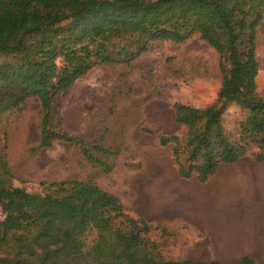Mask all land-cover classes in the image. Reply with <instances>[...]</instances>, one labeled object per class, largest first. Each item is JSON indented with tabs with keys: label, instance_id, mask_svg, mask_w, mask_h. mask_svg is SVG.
Here are the masks:
<instances>
[{
	"label": "trees",
	"instance_id": "1",
	"mask_svg": "<svg viewBox=\"0 0 264 264\" xmlns=\"http://www.w3.org/2000/svg\"><path fill=\"white\" fill-rule=\"evenodd\" d=\"M263 16L264 0H0V115L36 99L37 147L74 143L105 168L90 144L60 128L58 97L98 65L132 59L150 42L198 35L219 57L217 97L203 108L174 104L181 133L158 139L172 147L181 178L206 183L223 164L264 160V94L256 91ZM233 104L244 114L234 132L223 125ZM12 179L0 148V264H223L164 259L148 237L159 222L131 217L93 183L63 180L44 194L8 197ZM237 264L258 263L244 256Z\"/></svg>",
	"mask_w": 264,
	"mask_h": 264
},
{
	"label": "rangeland",
	"instance_id": "2",
	"mask_svg": "<svg viewBox=\"0 0 264 264\" xmlns=\"http://www.w3.org/2000/svg\"><path fill=\"white\" fill-rule=\"evenodd\" d=\"M256 54V91L263 95L264 18L256 31ZM220 86L218 54L198 35L182 43L150 42L132 59L123 55L112 64L91 69L58 97L56 105L62 117L60 128L90 144L93 155L106 163L107 172L106 167L90 163L74 143L38 148L41 109L36 99L27 100L17 110L0 115V148L6 151L13 175L8 197L44 194L50 183L78 180L118 196L127 213L140 218L148 199L152 197L154 204L156 189L170 184L176 173L172 147L161 146L158 139L160 134L181 133L173 105L203 108L215 101ZM243 118L240 108L230 105L223 125L234 132ZM153 225L148 237L164 259H215L196 242L187 225Z\"/></svg>",
	"mask_w": 264,
	"mask_h": 264
},
{
	"label": "crops",
	"instance_id": "3",
	"mask_svg": "<svg viewBox=\"0 0 264 264\" xmlns=\"http://www.w3.org/2000/svg\"><path fill=\"white\" fill-rule=\"evenodd\" d=\"M151 198L140 211L146 221L187 225L223 264H237L244 256L264 264V160L223 164L206 183L176 172L170 184L156 189L154 204Z\"/></svg>",
	"mask_w": 264,
	"mask_h": 264
}]
</instances>
